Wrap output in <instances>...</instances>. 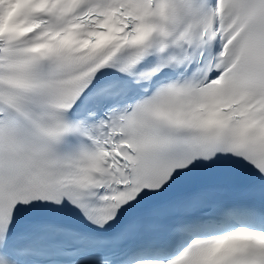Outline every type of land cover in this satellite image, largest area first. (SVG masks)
I'll return each mask as SVG.
<instances>
[{
  "label": "snow or ice",
  "instance_id": "snow-or-ice-1",
  "mask_svg": "<svg viewBox=\"0 0 264 264\" xmlns=\"http://www.w3.org/2000/svg\"><path fill=\"white\" fill-rule=\"evenodd\" d=\"M0 264H264V0H0Z\"/></svg>",
  "mask_w": 264,
  "mask_h": 264
}]
</instances>
